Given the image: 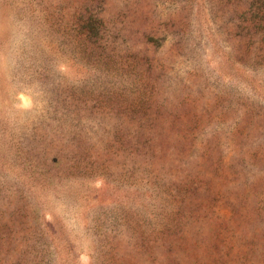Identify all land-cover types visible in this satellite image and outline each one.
I'll return each mask as SVG.
<instances>
[{"label":"rangeland","instance_id":"obj_1","mask_svg":"<svg viewBox=\"0 0 264 264\" xmlns=\"http://www.w3.org/2000/svg\"><path fill=\"white\" fill-rule=\"evenodd\" d=\"M0 264H264V0H0Z\"/></svg>","mask_w":264,"mask_h":264}]
</instances>
